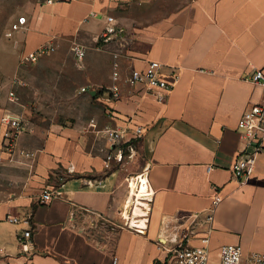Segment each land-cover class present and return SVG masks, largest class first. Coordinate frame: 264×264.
I'll list each match as a JSON object with an SVG mask.
<instances>
[{"label":"crops","instance_id":"obj_1","mask_svg":"<svg viewBox=\"0 0 264 264\" xmlns=\"http://www.w3.org/2000/svg\"><path fill=\"white\" fill-rule=\"evenodd\" d=\"M25 9L14 44L19 57L45 43L55 50L31 65L19 58L12 69H0V143L3 113L20 112L27 92L14 76L45 99H60L56 113L65 119L36 125L31 117L33 131L18 144L37 151L33 165H0V264H166L156 243L162 215L206 211L216 189L223 200L210 264H218V247L226 243L240 244L245 256L264 254V150L248 178L232 168L244 147L238 121L264 101V85L252 78L255 69L264 71V0H40ZM107 14L125 27L123 42L98 41ZM74 43L86 49L80 62ZM152 59L173 82L164 103L142 83L125 81L131 68L144 69ZM12 88L18 102L8 99ZM66 99L73 100L71 111ZM92 118L100 126H143L127 166H105L108 147ZM144 166L154 195L148 230L138 233L119 221ZM46 188L54 192L48 201L41 196ZM9 214L29 215L30 222H13ZM26 229L28 250L19 241Z\"/></svg>","mask_w":264,"mask_h":264},{"label":"built area","instance_id":"obj_2","mask_svg":"<svg viewBox=\"0 0 264 264\" xmlns=\"http://www.w3.org/2000/svg\"><path fill=\"white\" fill-rule=\"evenodd\" d=\"M50 3L62 0H47ZM97 15L95 11L90 12V16ZM106 24L98 41L103 44L111 41L123 42L125 39V27L119 24L112 14L105 16ZM27 18L20 15L17 21L12 23L11 29L6 31L8 36L13 34V30L25 25ZM55 50L52 44H41L37 48L27 51L21 55L20 63L31 65L38 61L43 55ZM74 56L77 61H82L86 49L79 43L72 46ZM118 56V53H115ZM115 62L112 72L113 79H117L119 72ZM178 75H174L176 80ZM255 81L264 85V71L255 69L252 73ZM125 81L129 83H142L147 93L153 94L162 103L167 101L168 95L173 87V82L165 78L161 73V63L158 60H150L144 69L131 68ZM14 85H25L26 82L18 76L12 78ZM82 89H85L83 87ZM113 91L118 94L119 86L113 84ZM8 99L18 102L19 95L15 88L8 92ZM3 126L0 143V165L16 164L32 166L37 156V151L18 144V138L22 133L33 131L34 121L24 112L7 110L1 117ZM90 126L100 137H102L108 147L105 156V166L111 167L113 161L125 164L132 158L135 138L142 136L144 128L136 125L132 129L129 124L121 125H102L92 118ZM238 132L243 140L244 147L235 158L232 168L237 177L248 178L255 170L257 155L264 150V101L254 103L247 109L238 121ZM209 170L211 166L208 167ZM145 166L138 172L137 185L133 191L131 202L124 215L119 221L121 227H125L138 233H146L151 220L152 201L154 190L150 186L145 174ZM51 189H44L41 193L42 198L48 201L53 196ZM223 196L219 190H215L211 204L206 211H175L163 214L160 221L159 235L156 243L166 252V264H210L211 261V232L215 210ZM7 218L13 222H30V216L9 214ZM31 230L26 229L19 235V241L23 249L28 250V237ZM218 264H264V254L252 252L245 256L240 244L226 243L218 247ZM114 259L112 264H117Z\"/></svg>","mask_w":264,"mask_h":264},{"label":"rangeland","instance_id":"obj_3","mask_svg":"<svg viewBox=\"0 0 264 264\" xmlns=\"http://www.w3.org/2000/svg\"><path fill=\"white\" fill-rule=\"evenodd\" d=\"M39 1L40 0H0V69L7 68V71L12 69V63L16 64L20 58L18 49L14 50V44H16V40L21 36L22 28L13 30V35L10 37L6 35V31L11 29L13 21L18 19L20 13H27L25 9L26 6ZM35 71L43 75L39 66H37ZM21 78L26 82V84L21 85V87H26L27 92L20 96L21 104L17 106L20 112L26 110L27 112L24 113L32 117L36 125H49L54 121H63L65 119L64 115L56 113V107L62 104L59 102L60 99H56L55 97H48L50 99H45L46 94H42V96L41 92L34 93L32 84L25 77ZM72 101V99H66L63 102L64 106L69 111H71L73 107ZM43 104L48 105V107ZM86 104L87 101L81 98L79 101L80 108L86 106ZM131 165H134V163L131 162Z\"/></svg>","mask_w":264,"mask_h":264},{"label":"bare ground","instance_id":"obj_4","mask_svg":"<svg viewBox=\"0 0 264 264\" xmlns=\"http://www.w3.org/2000/svg\"><path fill=\"white\" fill-rule=\"evenodd\" d=\"M136 187V186H135Z\"/></svg>","mask_w":264,"mask_h":264}]
</instances>
